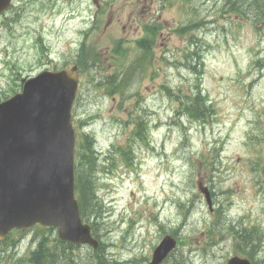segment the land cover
Returning a JSON list of instances; mask_svg holds the SVG:
<instances>
[{
  "label": "rangeland",
  "instance_id": "1",
  "mask_svg": "<svg viewBox=\"0 0 264 264\" xmlns=\"http://www.w3.org/2000/svg\"><path fill=\"white\" fill-rule=\"evenodd\" d=\"M253 1L105 0L98 11L92 0H15L0 16V101L21 77L83 61L87 72L73 123L96 152L101 211L82 217L105 248L76 244L57 264H150L166 235L180 243L163 264H226L231 228L260 233L264 264V20L231 11ZM199 94L204 121L186 111ZM43 240L57 228L13 232L0 264H29Z\"/></svg>",
  "mask_w": 264,
  "mask_h": 264
},
{
  "label": "water",
  "instance_id": "2",
  "mask_svg": "<svg viewBox=\"0 0 264 264\" xmlns=\"http://www.w3.org/2000/svg\"><path fill=\"white\" fill-rule=\"evenodd\" d=\"M12 1L0 0V14ZM76 71L23 79V92L0 106V241L13 230L42 225L58 228L62 241L98 247L75 198L71 109ZM198 186L212 207L209 189L201 182ZM172 249L173 242H163L152 264L161 263ZM229 264L250 263L235 257Z\"/></svg>",
  "mask_w": 264,
  "mask_h": 264
},
{
  "label": "trees",
  "instance_id": "3",
  "mask_svg": "<svg viewBox=\"0 0 264 264\" xmlns=\"http://www.w3.org/2000/svg\"><path fill=\"white\" fill-rule=\"evenodd\" d=\"M248 11L250 13L255 11V13H257L259 17L264 20V0H255L252 2L251 6L248 8ZM195 56L198 57L197 53H195ZM200 64L201 63H199V66ZM186 111H188L190 116H192L194 119L202 121L206 120L211 115V109L208 106V101L205 100L200 94L192 99L191 107H187ZM76 159V191L78 193L81 206V214L86 215L88 211L100 213L101 205L99 204L96 197L95 186L92 177L94 172L93 166L95 163V156L88 137H85V139L80 141L76 151ZM86 160L89 161L85 163ZM94 229H96L95 226ZM237 234L238 248L243 254L253 259L255 253L260 251L258 249L249 250V246L253 245V239L259 238V233L254 229H244L240 232H237ZM72 248L73 247L71 245L64 244L58 240L52 243L43 240L37 243L35 250L30 252L29 264H57L61 260L58 258L62 257L61 250L66 249L69 251ZM104 248L105 246L100 244L97 251H103ZM101 258H103V255ZM256 264H259V262Z\"/></svg>",
  "mask_w": 264,
  "mask_h": 264
},
{
  "label": "bare ground",
  "instance_id": "4",
  "mask_svg": "<svg viewBox=\"0 0 264 264\" xmlns=\"http://www.w3.org/2000/svg\"><path fill=\"white\" fill-rule=\"evenodd\" d=\"M96 153V152H95ZM127 176V175H126ZM116 181V180H115ZM107 211H109V210H107ZM112 213V212H111ZM109 214V213H108ZM89 226H90V228H91V235H92V237H93V239L94 240H96L97 242H98V247L100 246V242H99V240L98 239H96L95 237H94V235H93V232H92V226L89 224ZM235 242V241H234ZM98 247L95 249V250H98Z\"/></svg>",
  "mask_w": 264,
  "mask_h": 264
}]
</instances>
